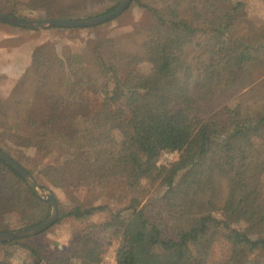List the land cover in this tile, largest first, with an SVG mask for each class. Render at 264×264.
Listing matches in <instances>:
<instances>
[{
    "label": "trees",
    "instance_id": "16d2710c",
    "mask_svg": "<svg viewBox=\"0 0 264 264\" xmlns=\"http://www.w3.org/2000/svg\"><path fill=\"white\" fill-rule=\"evenodd\" d=\"M99 1L110 2L100 17L124 0ZM134 5L149 20L129 36L100 35L96 26L79 53L60 56L50 44L34 50L0 102L3 149L22 166L25 149L59 156L38 170L43 189L67 198L53 193L58 223L110 210L87 192L123 193L122 206L95 226L117 240V264H211L219 240L230 247L220 264H264V0L253 11L242 0H135L128 9ZM51 12L84 19L59 0H0V15L10 18L45 20ZM137 36L139 49L127 50ZM166 152L179 157L159 166ZM51 209L0 160V218L30 212L23 229H31ZM94 236L83 233L70 252L24 239L0 244V264H14L18 249L30 254L23 264H103Z\"/></svg>",
    "mask_w": 264,
    "mask_h": 264
},
{
    "label": "rangeland",
    "instance_id": "374dc122",
    "mask_svg": "<svg viewBox=\"0 0 264 264\" xmlns=\"http://www.w3.org/2000/svg\"><path fill=\"white\" fill-rule=\"evenodd\" d=\"M140 1L143 4H146L151 0ZM242 1L247 2L250 11H253L256 7V0ZM59 2L62 6L69 3L81 10L82 12H80V14L84 19L97 18L110 7V2L102 1L100 3L99 0H59ZM38 16L39 14H33V20H38L35 19ZM48 17L49 19H53L54 12L49 13ZM148 20L149 14L138 5H134L130 9H127L124 14L116 20L100 25L99 34L107 35L110 38L129 36V34L136 30L137 25L146 24ZM97 34L98 32L92 28L75 30L55 28L28 30L0 22V102L2 103L10 97L12 90L20 80V76H22L31 65L32 55L37 47L50 44L54 47L55 53L60 56L68 50L79 53L86 47L88 40L95 39ZM142 41V36L127 40V50L136 52ZM0 148L2 150H8L6 144H3L1 141ZM22 151L30 158L28 161H23V167L26 170L28 169L34 172L32 178L40 186H49L45 179L39 174L38 170L44 167L47 163L54 162L59 156L53 154L46 159H41L40 156L36 155L34 150L25 149ZM160 162L161 160L159 161V164ZM159 166H163V164ZM145 184L146 182H144V185ZM49 191H53L52 193H55L60 201L67 200L65 194L59 190L51 188ZM122 194L123 193L118 190L111 191V193L104 192L102 195H95L93 192H87L85 193L87 198H94L97 196L98 200L95 201V205L106 204L110 207V210L97 213L86 220H77L74 218L64 219L50 230L34 237L25 238L22 242L35 249L43 250L48 253L55 251L70 252L72 251L74 241L78 237L83 233H92L104 246L105 257L116 255V249L118 248L117 240L111 237L109 231L102 232L100 229H96L95 226L109 221L111 218V212L122 206L123 202H118V199ZM130 199L131 198H129V200ZM84 202L86 205L89 204V200L87 199H85ZM28 214H30V212H6L2 218H0V231H6V233H9L22 230L26 225L25 219L23 218ZM229 254L230 247L223 240L216 241L212 250L210 263L220 264V262L228 259ZM3 255V247H0V259L3 258ZM29 261H31L29 252L24 249H18L13 258V263L23 264Z\"/></svg>",
    "mask_w": 264,
    "mask_h": 264
},
{
    "label": "water",
    "instance_id": "95a60500",
    "mask_svg": "<svg viewBox=\"0 0 264 264\" xmlns=\"http://www.w3.org/2000/svg\"><path fill=\"white\" fill-rule=\"evenodd\" d=\"M135 0H124L119 8L111 14L83 20H69V19H45V20H21L17 18H10L0 15V22L8 24L14 27L28 29V30H43L52 28H64V29H86L102 24L112 22L119 18L129 8V6ZM0 160L5 162L9 167L15 170L25 181V183L35 192L36 196L47 203L51 204V215L49 219L38 227L31 229H24L15 232H9L0 234V244L11 242L14 240L25 239L40 235L52 227H54L59 221V207L58 202L52 192L47 189H43L27 172V170L16 162L10 155L0 148Z\"/></svg>",
    "mask_w": 264,
    "mask_h": 264
},
{
    "label": "built area",
    "instance_id": "2783aa9c",
    "mask_svg": "<svg viewBox=\"0 0 264 264\" xmlns=\"http://www.w3.org/2000/svg\"><path fill=\"white\" fill-rule=\"evenodd\" d=\"M179 157L178 152H166L164 153L163 157L161 158V162L159 165H170L173 162L177 161ZM103 264H117L116 262V255L106 256L104 258Z\"/></svg>",
    "mask_w": 264,
    "mask_h": 264
},
{
    "label": "crops",
    "instance_id": "0c3cea01",
    "mask_svg": "<svg viewBox=\"0 0 264 264\" xmlns=\"http://www.w3.org/2000/svg\"><path fill=\"white\" fill-rule=\"evenodd\" d=\"M34 15H36V14H34ZM21 77V76H20ZM20 79V78H19Z\"/></svg>",
    "mask_w": 264,
    "mask_h": 264
}]
</instances>
